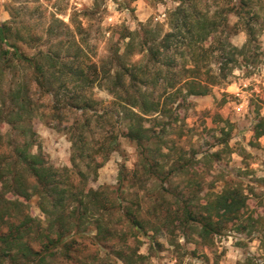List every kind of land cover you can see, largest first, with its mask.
Segmentation results:
<instances>
[{
	"label": "rangeland",
	"instance_id": "rangeland-1",
	"mask_svg": "<svg viewBox=\"0 0 264 264\" xmlns=\"http://www.w3.org/2000/svg\"><path fill=\"white\" fill-rule=\"evenodd\" d=\"M180 1L0 0V24L8 23L10 30L6 34L10 42L27 55L38 50L52 51L66 59L67 54L80 47L78 56L87 67L90 62H106L116 47L123 53L128 41L121 39L125 29L142 32V27H146L158 37L167 31L176 32L173 12ZM239 1L192 0L200 14L216 19L213 34L222 41L224 51H228V42L237 47L246 43V49L244 55L235 56V62L226 63V78H220L208 93L173 104L180 106L181 116L173 125H165L163 130L162 120L145 121V125L162 134L161 140L151 143L146 151L150 152L151 161H158L152 172L142 168V156L135 143L119 134L125 122L115 114L113 97L105 86L85 88L86 95L97 101V113L108 111L104 118L92 116L89 127L95 135H118L116 149L108 154L96 176L89 174L81 184H85V189L108 186L111 195L118 194L122 205L146 221L148 234L133 232L124 221L117 220L115 211L111 218L124 234L97 244L86 239L88 246L81 248V257L93 256L95 264H123L117 253L132 255L136 251L143 258L132 257L133 264H264V134L260 140L252 136L254 126L260 119L264 121V0H249L238 15L235 7ZM188 4L186 1L184 7ZM161 11L165 16L158 18ZM246 22L250 34L243 28ZM137 41L138 38L133 43ZM67 43L71 44L70 49ZM215 46L217 42L213 41L210 47ZM2 47L5 49L4 44ZM219 53L215 50L214 56L200 58V80H208V69L212 74L219 73L218 67L229 57L225 52L218 58ZM125 59L137 62L145 58L135 46ZM175 62L174 68H181L182 59L177 57ZM16 79L30 85L37 104L32 124L40 149L54 166L69 167L70 142L64 124L75 118L83 121L85 117L80 110L68 109L62 112L64 122L52 119L51 97L34 93L30 69L22 66L0 69L1 111L6 110V89ZM90 113L93 111L86 115ZM5 129L4 125L2 131ZM91 144L97 146L95 140ZM96 160L100 161V156ZM181 164L183 169L166 178L169 169ZM120 174L125 177L119 186ZM71 179L79 183L75 173H71ZM227 184L239 187L248 197L246 215L256 220L250 234L228 227L202 237L198 224H179L184 205L200 210L210 194ZM28 205L31 214L44 218L36 196L30 198ZM242 220L245 223L247 219Z\"/></svg>",
	"mask_w": 264,
	"mask_h": 264
},
{
	"label": "trees",
	"instance_id": "trees-1",
	"mask_svg": "<svg viewBox=\"0 0 264 264\" xmlns=\"http://www.w3.org/2000/svg\"><path fill=\"white\" fill-rule=\"evenodd\" d=\"M186 1L191 12L184 7ZM248 1L240 0L236 5L238 15ZM180 3L173 12L176 32L167 31L158 37L154 30L146 27H142V32L125 29L121 39L128 41L123 53L116 47L106 62L100 65L90 62L87 67L78 56L80 47L73 54H67L66 59L52 51L38 50L27 55L10 42L6 34V30H10L8 23L0 24V69L2 66L30 69L31 81L36 87L34 93L38 97H51L49 112L57 122H64L62 112L68 109L80 110L85 117L83 121L75 118L64 124L70 142V166L56 167L36 141L32 117L38 107L30 85L16 79L7 87L6 110H0V264H56L57 260L60 264H95L93 256L91 259L81 257L80 250L88 246L89 241L97 244L124 234L111 218L115 211L117 220L124 221L133 232L148 234L146 221L122 205L118 194L111 195L108 186L85 189V184H81L89 174L96 176L108 154L116 149L118 135L106 138L96 133V137L89 121L92 116L104 118L108 111L98 114L97 101L86 95L85 88L105 86L113 97L111 104L115 114L125 122L119 134L135 143L142 156V168L147 173L152 172L158 161H151L150 152L146 154V151L151 143L161 140L162 134L145 125V121L149 118L157 122L162 120L163 130L165 125H173L181 119L180 106L173 104L176 101L186 103L189 96L208 93L220 78H226V63L235 62V56L244 55L246 49V43L237 47L228 42V51H224L222 41L213 34L216 19L206 13L200 14L192 0ZM243 28L250 34L249 22L244 23ZM136 38L137 43H133ZM213 41L217 46L212 48ZM67 45L70 49L71 44ZM135 46L145 59L126 61L125 56ZM215 50L221 51L216 54L218 58L225 52L229 57L218 67L219 73L212 74L211 69L205 71L208 80L202 81L198 61L207 55L214 56ZM177 57L182 59L181 68L175 69ZM90 111L93 114L86 115ZM4 125L7 129L2 131ZM263 134L264 121L260 119L252 136L258 139ZM94 140L96 147L91 144ZM96 156L101 160L97 161ZM183 168L181 164L169 169L166 178ZM71 173L78 176L79 183L73 182ZM124 177L119 175V186L124 183ZM32 196L37 197L43 219L29 212L28 201ZM247 202V195L239 187L227 184L219 192L210 194L200 210L193 211L184 205L178 221L181 226L198 224L202 237L228 227L250 234L256 220L246 215ZM242 219L248 221L242 223ZM117 256L123 264H133L134 256L143 258L136 251L132 255L121 251Z\"/></svg>",
	"mask_w": 264,
	"mask_h": 264
},
{
	"label": "built area",
	"instance_id": "built-area-1",
	"mask_svg": "<svg viewBox=\"0 0 264 264\" xmlns=\"http://www.w3.org/2000/svg\"><path fill=\"white\" fill-rule=\"evenodd\" d=\"M163 16H165V12H164V11H161V12L158 14V18H159V17H163Z\"/></svg>",
	"mask_w": 264,
	"mask_h": 264
},
{
	"label": "crops",
	"instance_id": "crops-1",
	"mask_svg": "<svg viewBox=\"0 0 264 264\" xmlns=\"http://www.w3.org/2000/svg\"><path fill=\"white\" fill-rule=\"evenodd\" d=\"M261 138H264V136H263V137H261ZM261 138L259 137L258 139L260 140Z\"/></svg>",
	"mask_w": 264,
	"mask_h": 264
}]
</instances>
